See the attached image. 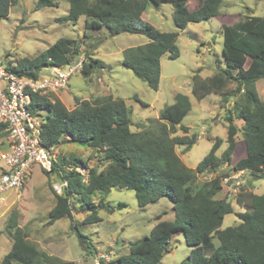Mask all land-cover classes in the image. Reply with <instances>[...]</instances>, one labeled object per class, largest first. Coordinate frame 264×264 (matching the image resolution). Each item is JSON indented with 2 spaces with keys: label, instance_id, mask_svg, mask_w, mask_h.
I'll return each mask as SVG.
<instances>
[{
  "label": "trees",
  "instance_id": "16d2710c",
  "mask_svg": "<svg viewBox=\"0 0 264 264\" xmlns=\"http://www.w3.org/2000/svg\"><path fill=\"white\" fill-rule=\"evenodd\" d=\"M68 1L69 12L58 19L60 23L76 25L84 18L87 31L107 29L111 37L120 34L148 37V43L124 50L122 65L155 91L159 89L162 57L169 54L174 60L180 56L179 32L190 23L218 17L224 2L200 0L191 8L189 0ZM18 2L0 0V21L9 16L10 9ZM164 3L174 7L176 32H162L143 19L150 5L158 8ZM36 4L39 8L57 6L53 0H36ZM222 34L226 66L207 78L196 72L191 83L192 93L198 101L209 94L220 95L225 102L230 97H238L236 117L244 124L239 128L227 117L226 150L218 156L223 141L214 139L211 150L196 169L189 168L176 152L177 146L190 150L197 143L196 134H190L189 127L181 125L192 109L187 95L176 94L174 102L166 105L157 118L149 119L148 124H138L139 130L133 132L132 108L122 98L111 95L94 100L76 98L75 107L68 109L56 94H32L31 111L43 118L41 138L45 146L57 147L62 143L86 146L101 154L100 161L105 164L99 170L73 158L68 168L56 162L52 171L43 170L68 183L63 195L55 194L56 203L48 215L49 225L64 218L73 222L72 201L75 200L87 214L82 224L99 223L102 221L100 210L114 213L115 208L104 198L95 203L94 194H106L112 188L132 190L140 208L169 198L175 218L163 220L166 213L156 217L157 224L150 234L133 244L127 254L118 255L119 264H161L178 235H183L191 248L189 256L180 264H264V193H254L249 188L251 183L242 187L235 198L243 209L236 213L240 222L225 229H222L223 221L234 213V207L229 200L216 198L231 171H244L254 180L264 178V101L256 89V83L264 79V17L252 15L223 25ZM82 54L77 39L61 38L35 58L21 59L12 69L37 78L44 68L67 65ZM104 68L106 65L93 58L92 53L85 55L82 69L85 77ZM232 84L235 88L229 91ZM180 130L182 136L177 135ZM0 131L4 132L2 126ZM239 132L246 155L233 163ZM80 167L88 170L87 182L76 170ZM205 174L214 177L199 183V176ZM125 207L120 204L118 208ZM72 228L78 230V224L74 223ZM5 234L12 240V246L0 264H67L30 241L29 233L19 226L15 212L5 225ZM78 236L83 246L89 248L87 237L79 232ZM215 239L218 246L213 243Z\"/></svg>",
  "mask_w": 264,
  "mask_h": 264
},
{
  "label": "rangeland",
  "instance_id": "374dc122",
  "mask_svg": "<svg viewBox=\"0 0 264 264\" xmlns=\"http://www.w3.org/2000/svg\"><path fill=\"white\" fill-rule=\"evenodd\" d=\"M53 1L58 2L56 7L39 8L36 0H19L10 9L9 16L0 21V62L4 66H14L25 57L35 58L61 38L77 39L81 44L82 56L92 53V57L101 60L106 68L97 69L88 77L81 71L70 80L66 89L56 94L58 98H62L68 109L75 107L76 98L94 100L108 95L122 98L132 108L131 118L134 125L131 130L136 132L139 130L138 124H148L149 119L157 118L166 105L174 102L176 94L182 93L189 97L192 109L181 125L189 127L190 134L197 136V143L190 150L185 146L176 147L182 161L189 168L196 169L198 163L211 150L216 138L223 141L217 155L220 156L226 150L227 117H231L239 128L244 124L236 117L235 102L238 97H230L225 102L220 95L209 94L198 101L192 93V78L196 72L202 78L211 77L226 66L222 54V26L242 21L252 15L264 17V0H224L218 17L201 23H190L184 31H180L177 40L180 56L174 60L170 59L169 54L162 57L157 91L122 65L124 50L148 43L147 36L120 34L111 37L107 29L87 31L84 18L76 25L60 23L58 19L69 12V1ZM173 12L174 7L169 3L161 4L158 8L150 5L143 19L162 32H176ZM47 72L42 70L40 75ZM234 88L232 84L228 89L232 91ZM256 89L264 101V79L256 83ZM177 135L182 136L183 132L180 130ZM236 139L238 151L241 147L244 149L241 132ZM7 146V135L0 131V153ZM55 151L57 162L60 165L64 163L65 168L72 166L70 162L73 158L83 160L89 168H105V164L100 161L101 154L86 146L62 143L55 147ZM4 168V163L0 160V171ZM227 176L216 198L229 200L234 207V213L225 217L222 229L240 222L236 213L243 209L236 204L235 198L242 187L251 183L249 188L254 193H264V178L254 180L247 173L232 178L233 171ZM212 177L213 174L200 175L198 180L201 183ZM59 182L56 174L49 175L35 167L23 188L3 194L6 201H0V261L12 246V240L5 234V225L14 212L17 214L19 226L29 233L30 241L67 264H94L96 256L112 251L117 256L127 254L133 244L150 234L157 224L156 217L166 213L163 220L175 218L173 204L167 197L140 208L134 191L116 189L106 194L97 192L92 197L95 203L104 198L115 208L114 213L100 210L101 222L82 224L87 214L80 210L75 200L72 201L73 222L64 218L49 225L48 215L56 203L53 185ZM120 204H125L126 207L119 209ZM74 223L78 224V230L72 228ZM78 232L87 237L89 248L83 246ZM213 243L215 246L219 244L217 239ZM190 252L191 248L186 245L184 236L178 235L172 241L171 252L165 255L161 264H180Z\"/></svg>",
  "mask_w": 264,
  "mask_h": 264
},
{
  "label": "built area",
  "instance_id": "2783aa9c",
  "mask_svg": "<svg viewBox=\"0 0 264 264\" xmlns=\"http://www.w3.org/2000/svg\"><path fill=\"white\" fill-rule=\"evenodd\" d=\"M84 63L85 57L81 56L64 66L44 68L47 73L30 78L12 69L17 64L4 66L0 62V126L7 133L8 141V148L0 153L5 166L0 171V201H6L4 193L23 188L35 167L52 171L58 156L54 146L43 144V118L31 111L32 94H58L82 71ZM76 170L87 182L88 170L84 167ZM243 174L244 171H233L232 178ZM67 186V181H60L53 185V189L57 195H63ZM114 252L101 253L96 256L94 264H119Z\"/></svg>",
  "mask_w": 264,
  "mask_h": 264
},
{
  "label": "crops",
  "instance_id": "0c3cea01",
  "mask_svg": "<svg viewBox=\"0 0 264 264\" xmlns=\"http://www.w3.org/2000/svg\"><path fill=\"white\" fill-rule=\"evenodd\" d=\"M199 2H200V0H189V5H190V7L191 8H194V7H196L198 4H199ZM58 3V2H57ZM144 15V14H143ZM61 100H62V98H61ZM62 102H63V100H62ZM64 103V102H63ZM238 143V142H237ZM7 148H8V146H7ZM245 155H246V147L243 149L242 147H241V149H239V151H238V145H237V148H236V150H235V153H234V155H233V163H235L236 161H238L240 158H243V157H245ZM219 156V155H218ZM235 157L237 158V160H235ZM191 169H193V168H191ZM258 195H261V194H258ZM239 224V223H238ZM116 248H117V246H116ZM60 259V258H59ZM63 261V260H62ZM65 262V261H64Z\"/></svg>",
  "mask_w": 264,
  "mask_h": 264
},
{
  "label": "water",
  "instance_id": "95a60500",
  "mask_svg": "<svg viewBox=\"0 0 264 264\" xmlns=\"http://www.w3.org/2000/svg\"><path fill=\"white\" fill-rule=\"evenodd\" d=\"M112 190H116V188H112Z\"/></svg>",
  "mask_w": 264,
  "mask_h": 264
}]
</instances>
